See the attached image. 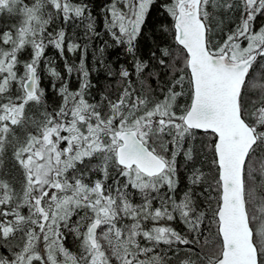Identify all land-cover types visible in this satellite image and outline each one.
<instances>
[{
    "label": "snow or ice",
    "instance_id": "1",
    "mask_svg": "<svg viewBox=\"0 0 264 264\" xmlns=\"http://www.w3.org/2000/svg\"><path fill=\"white\" fill-rule=\"evenodd\" d=\"M0 264H264V0H0Z\"/></svg>",
    "mask_w": 264,
    "mask_h": 264
}]
</instances>
